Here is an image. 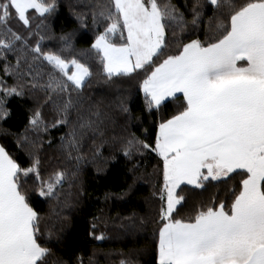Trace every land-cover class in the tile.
<instances>
[{
  "label": "trees",
  "instance_id": "1",
  "mask_svg": "<svg viewBox=\"0 0 264 264\" xmlns=\"http://www.w3.org/2000/svg\"><path fill=\"white\" fill-rule=\"evenodd\" d=\"M171 4L183 23L169 22L166 47L152 67L192 40L214 42L216 25L228 14L227 7L217 9L207 0ZM197 4L200 16L194 25ZM110 6V0H55L54 9L43 15L30 9L28 24L13 10L0 25V39L10 43L0 47V146L23 169L39 161L40 178L21 173L20 181L39 215L38 243L49 249L42 264H157L167 193L163 161L151 149L159 124L181 110L183 98L149 110L141 84L151 67L128 76L104 72L102 56L92 45L109 23L99 12ZM118 35L111 34L113 43L123 42ZM49 54L87 66L91 74L83 86L68 81L45 59ZM50 81L65 83L67 90L49 88ZM129 141H134L131 147ZM57 173L63 180L55 185V195H39L42 181H54ZM241 179L233 173L203 181L201 187H179L183 200L173 219L187 222L209 207H230Z\"/></svg>",
  "mask_w": 264,
  "mask_h": 264
},
{
  "label": "snow or ice",
  "instance_id": "2",
  "mask_svg": "<svg viewBox=\"0 0 264 264\" xmlns=\"http://www.w3.org/2000/svg\"><path fill=\"white\" fill-rule=\"evenodd\" d=\"M207 2L228 9L216 25L219 38L207 43L192 40L154 67L166 47L169 22L183 23V15L171 0L164 4L160 0H110L111 6L99 12L108 26L92 48L101 54L109 77L151 67L141 84L149 110L178 99V93L183 96L181 110L159 124L151 149L163 161L167 192L157 264H264V0ZM54 7L55 0H0V25L11 18L13 10L28 24L29 9L43 15ZM199 7H193L194 25ZM116 33L122 43L112 42L111 34ZM0 47L9 48L10 43L0 39ZM45 59L76 88L91 74L75 59L70 62L75 68L71 74L69 63L60 56L49 54ZM53 85L67 90L60 81H50L48 87ZM39 118L37 112L31 123L37 125ZM133 143L129 141V146ZM143 148L150 145L143 144ZM38 165L37 160L23 169L0 146V264H42L49 252L38 243L39 215L30 207L20 181L21 173L35 172L39 179ZM233 173L242 179L230 207L224 203L209 207L187 222L173 219L183 200L177 193L181 184L201 187L202 180H219ZM62 180L63 174L57 173L54 181H42L39 195H55V185Z\"/></svg>",
  "mask_w": 264,
  "mask_h": 264
},
{
  "label": "rangeland",
  "instance_id": "3",
  "mask_svg": "<svg viewBox=\"0 0 264 264\" xmlns=\"http://www.w3.org/2000/svg\"><path fill=\"white\" fill-rule=\"evenodd\" d=\"M29 10H30V9H29ZM29 10H28V11H29ZM118 34H119V35H118V39H119V40H117V41H118V42H122L121 39H120V33H118ZM126 35H127V34H126V32H125V33H124L125 39H126ZM95 50H96V49H95ZM72 71H75V68L69 63V69H68L69 74H71ZM86 78H87V77H86ZM86 78H85V79H86ZM70 82H71V81H70ZM71 83H72V82H71ZM74 86H75V85H74ZM141 91H142V90H141ZM142 92H143V91H142ZM166 193H167V192H166ZM166 199H167V195H166Z\"/></svg>",
  "mask_w": 264,
  "mask_h": 264
},
{
  "label": "crops",
  "instance_id": "4",
  "mask_svg": "<svg viewBox=\"0 0 264 264\" xmlns=\"http://www.w3.org/2000/svg\"><path fill=\"white\" fill-rule=\"evenodd\" d=\"M142 93H143V92H142ZM143 94H144V93H143ZM177 96H181V97L183 98L182 94H179V93H178ZM206 174H207V173H206V170H205V175H206ZM222 178H224V177H222ZM208 180H212V179L209 178ZM203 181H207V180H202V182H203ZM202 182H201V183H202ZM183 185L191 186V187H196L195 185H189V184H181L180 187L183 186Z\"/></svg>",
  "mask_w": 264,
  "mask_h": 264
}]
</instances>
